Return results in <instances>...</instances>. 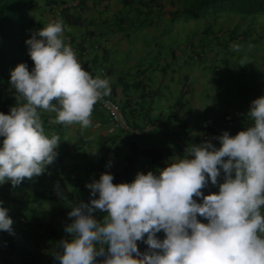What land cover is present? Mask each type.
<instances>
[{
    "label": "clouds",
    "instance_id": "obj_1",
    "mask_svg": "<svg viewBox=\"0 0 264 264\" xmlns=\"http://www.w3.org/2000/svg\"><path fill=\"white\" fill-rule=\"evenodd\" d=\"M71 1L45 10L54 20L26 40L33 69L19 63L11 71L19 102L8 114L0 112V183L16 187L54 163L61 139L46 133L42 111L56 113L57 124L87 129L94 106L111 94L109 79L94 78L65 43L70 37L60 16L66 5L76 9L80 2ZM248 115L246 129L216 137L219 147L211 140L191 145L159 174L138 172L132 182L114 184L105 172L88 183L90 202L81 201L68 213V237L58 242L55 259L59 264H264V96L251 102ZM209 180L218 191L205 195ZM98 211L105 213L102 220L94 215ZM13 223L0 202V230L14 234Z\"/></svg>",
    "mask_w": 264,
    "mask_h": 264
},
{
    "label": "crops",
    "instance_id": "obj_2",
    "mask_svg": "<svg viewBox=\"0 0 264 264\" xmlns=\"http://www.w3.org/2000/svg\"><path fill=\"white\" fill-rule=\"evenodd\" d=\"M150 4L147 19L135 31L142 19L138 9L145 11L139 0L131 3L83 0L78 8L64 13V33L70 37L69 42L64 39L65 43L76 52L86 50L84 55L77 53L82 67L93 77L109 79V96L121 105L124 118L140 129L136 138L120 133L101 110H96V106L92 124L87 129H82L79 124L55 123L56 113L54 118L44 121L51 131L63 130V136L69 138L68 144L77 139L85 144L84 153L65 158L67 165L73 167L69 175L77 174L81 180L77 184L79 196L90 193L86 185L98 180L102 173L113 175L123 167L127 149L133 145L130 144L132 139L137 141L136 148L141 155L145 149L158 150L162 167L151 166L142 156L141 164H136L129 174L131 182L138 172L159 174L174 162L175 157H183L191 145L211 140L219 147L220 141L216 137L224 131L235 136L250 126L251 102L264 96V8L242 21L234 14H224L216 19L211 15L210 21L206 17L190 18L193 23L181 16L171 21L170 14L178 6L176 0H152ZM136 7L139 8L135 10ZM40 17L36 31L54 20L45 13ZM120 21L128 27L125 35L117 30L121 29ZM231 30H234L233 38L224 47V38ZM157 68L165 70L163 72L167 70L170 79L162 77L163 83L149 81L152 70ZM99 69H103L102 72ZM174 69L179 71L177 75ZM188 72H195L196 78L200 75L199 79L204 82L189 83L186 88L179 81L178 92L174 78L187 80ZM139 81L142 83L136 84ZM185 92V98L177 100V95ZM107 144H110L107 152L110 158L105 155ZM86 158L93 160L87 171L84 167ZM219 179L223 181V174ZM69 184L71 182H67ZM202 191L206 195L217 192L218 187L211 185L209 180L208 187ZM195 199L199 202V198ZM94 215L102 220L105 213L98 211ZM157 235L164 238L163 231Z\"/></svg>",
    "mask_w": 264,
    "mask_h": 264
},
{
    "label": "trees",
    "instance_id": "obj_3",
    "mask_svg": "<svg viewBox=\"0 0 264 264\" xmlns=\"http://www.w3.org/2000/svg\"><path fill=\"white\" fill-rule=\"evenodd\" d=\"M63 1L66 0H0V112L8 114L10 108L19 102L17 100L19 94L10 84L11 71L19 63H26L29 71L34 67V62L28 52L29 46L26 44V40L30 36L25 38V32L28 30L36 31L37 23L41 21L40 14L46 13L52 5L54 7ZM125 1L131 3L133 0ZM82 2L83 0H80L77 6ZM139 2L144 4L145 11L138 9L139 7L134 8L135 10L138 9V13L142 12V19L133 31L141 28V24L145 22L149 11H151L150 3L152 0H139ZM176 2L178 6L170 14L171 21L179 16L188 20L213 15L216 19L219 16H231L230 14L236 15L237 20L242 21L251 17L252 13L264 8V0H176ZM39 3L43 6L39 7ZM35 6L39 9V14L33 18L30 10ZM69 7L70 5H66L63 12H67ZM127 17L126 19H128ZM123 22H119L121 24V29H117L119 32L124 30ZM233 33L234 30H231L227 34L222 46L227 47L229 45ZM125 34H127L126 29L122 35ZM77 53L81 56L86 54V50L78 49ZM81 64L83 65L82 62ZM140 83L142 81L136 84ZM95 106L96 110L104 111L99 104ZM106 116V120L111 122L118 131L119 127L115 126ZM54 117V112H41L46 133H54L61 139L57 148L58 156L54 163L46 165L43 174L32 179L25 178L16 187H13L10 181L0 183V202H2L3 207L8 209V215L14 221L12 225L14 234L0 230V264H59V261L55 259V254L60 251L57 246L58 242L68 237L65 232V227L71 223L68 213L74 205L81 201L90 202L91 193H87L86 196H79L77 184L81 180L77 174L76 176L69 175L73 167L65 162L66 157L73 158L76 153H84L85 144L83 140L79 141V139L68 144L69 138L67 135L63 136V130H49L44 121ZM122 133L124 134V131ZM125 133L132 138L139 135L133 131ZM2 140L3 138L0 137V146H2ZM100 144L104 143L101 142ZM130 144L133 145L127 149L123 158V167L113 174L114 184L130 183L129 174L136 164H141V161L138 160L143 157L148 159L151 166L162 167L158 150L145 149L141 151L143 154L141 155L139 149L136 148L137 141L132 139ZM109 147L110 144L105 146V155L108 156ZM105 155L103 157H106ZM91 161L93 160L86 158L87 164L84 166L86 171L91 167ZM67 182H71V184L67 185ZM40 245L48 247L42 251L45 254L43 262L40 261L43 259L39 255ZM138 247L144 251L147 245L138 241Z\"/></svg>",
    "mask_w": 264,
    "mask_h": 264
},
{
    "label": "rangeland",
    "instance_id": "obj_4",
    "mask_svg": "<svg viewBox=\"0 0 264 264\" xmlns=\"http://www.w3.org/2000/svg\"><path fill=\"white\" fill-rule=\"evenodd\" d=\"M171 3V2H170ZM170 3H168V5L170 4ZM173 4V3H172ZM80 5V4H79ZM43 5L41 4V3H39V7H42ZM170 6H171V4H170ZM38 10L39 9H37V6H35V7H32L31 8V10H30V14H31V16L33 17V18H36V16L39 14L38 13ZM68 11V10H67ZM63 17H64V15H61L60 16V19H62L63 20ZM211 16H207L206 17V19L208 20V21H210V18ZM66 20V19H65ZM188 22L189 21H192L193 23H194V21L192 20V19H189V20H187ZM64 22V21H63ZM195 22H197V20L195 21ZM122 27H124V30L125 29H127L128 27L126 26V25H124V24H122ZM124 30H122V31H120V33L122 34V32L124 31ZM37 31H32V30H28L27 32H25V34H24V36H25V38H27V37H31L32 36V34L33 33H36ZM194 67H196V65H194L193 66V68ZM192 68V67H191ZM182 70L184 69V66L181 68ZM175 70V69H174ZM163 71H165V70H163ZM163 71H161L159 68H157V69H154V70H152V72H151V76H149L148 77V80L149 81H157V83H158V81L160 82H164V79H161L162 77H165L167 80H169L170 79V76H171V74H169L168 73V71L166 70V72H163ZM178 70L176 69L175 71H174V74L175 75H177L178 74ZM197 72V71H196ZM91 74V73H90ZM188 75H189V77H188V79L186 80V79H180L179 80V77H177V78H174V81L177 83V84H175V89L176 90H178V92H180V86H179V81H181V84H185V86H186V88H189V83H190V85H192V84H195V83H199V82H201V81H203L202 79H199V76H197V78L195 77V72H193V73H190L189 74V72H188ZM94 78H95V76H94ZM204 82V81H203ZM161 83V84H162ZM162 87H163V85H162ZM164 89H166V88H164ZM172 94V98H173V96H174V94L173 93H171ZM185 95H186V92L185 93H183V94H181V95H177L178 96V98H177V100L180 98V99H184L185 98ZM108 97H110V96H108ZM97 105V104H96ZM119 105V108L121 109V105L120 104H118ZM163 113H164V111H162ZM102 115H104V116H106V114H105V111H103V114ZM107 117V116H106ZM143 117V116H142ZM151 118V117H150ZM138 129V132L137 133H139L140 132V129L139 128H137ZM118 131H120L121 133L123 132V129H118ZM138 161H141V159H139ZM146 162H148V161H146ZM46 248H48L47 246L45 247L44 245H40L39 246V255L43 258V259H40V261L41 262H43L44 261V257H45V254H43V250H45ZM41 251V252H40Z\"/></svg>",
    "mask_w": 264,
    "mask_h": 264
},
{
    "label": "built area",
    "instance_id": "obj_5",
    "mask_svg": "<svg viewBox=\"0 0 264 264\" xmlns=\"http://www.w3.org/2000/svg\"><path fill=\"white\" fill-rule=\"evenodd\" d=\"M78 1L79 0H72L71 3L74 5ZM59 10H60V7L56 9L55 13L58 14ZM99 71H102V69H100ZM97 104H99V106L106 112L108 118L112 121V123L115 126L119 127V129H123V131L130 130V131L136 132V130H134V128H132L130 124L126 121V119L124 118L119 108L118 102L115 99L105 96L101 100H99Z\"/></svg>",
    "mask_w": 264,
    "mask_h": 264
}]
</instances>
